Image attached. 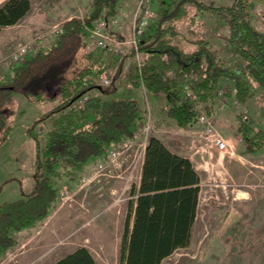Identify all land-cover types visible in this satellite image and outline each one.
<instances>
[{"label":"trees","instance_id":"16d2710c","mask_svg":"<svg viewBox=\"0 0 264 264\" xmlns=\"http://www.w3.org/2000/svg\"><path fill=\"white\" fill-rule=\"evenodd\" d=\"M248 1L213 6L201 0H155L160 16L138 39L142 57L140 65L132 61L128 84L168 95L167 116L179 129L193 123L201 104L206 114L212 113L220 79L230 82L231 90L225 88V94L229 96L234 90L236 100L246 102L255 87L264 88V32L251 24ZM189 6L194 8V16L206 11L224 20V45L198 38L193 48H185L175 23L188 15ZM29 9L28 0L0 2V30L18 23ZM116 9L117 0H91L83 18L63 22L46 47L34 50L19 64L13 63L7 77L0 79V146L12 129L14 93L31 102L53 104L35 121H49L41 147L32 127L26 130L36 143L30 190L0 204V255L16 243L15 232L35 227L50 216L58 197L49 179L60 174L56 162L75 165L91 157L101 160L111 148L131 137L143 120L136 99L105 97L115 92L112 84L121 63L109 86L97 87L90 82V78L110 71L116 58L105 49L94 52L88 47V29L92 23L115 15ZM94 88L98 93L82 102V96ZM236 123L235 133L245 144V152L264 149V125L255 127L254 119L239 116ZM142 157L139 184L129 191L132 199L121 231L120 264H160L176 249L188 245L196 215L200 177L191 160L171 151L155 135L146 140ZM70 178L74 184L80 181L76 175ZM49 264H95V260L87 247L78 246Z\"/></svg>","mask_w":264,"mask_h":264},{"label":"rangeland","instance_id":"374dc122","mask_svg":"<svg viewBox=\"0 0 264 264\" xmlns=\"http://www.w3.org/2000/svg\"><path fill=\"white\" fill-rule=\"evenodd\" d=\"M90 1L31 0L32 9L26 13L27 16L11 28L3 27L5 30L1 31L3 28L0 30V79L4 76L7 77L13 63L19 64L34 50L46 47L54 39L56 33L60 31L63 22L72 17L83 18L88 11ZM131 1L134 3L125 6V0H117L116 11L118 12L106 19L108 24L103 29V36L106 37L107 43L118 49V53H113L116 58L113 68L110 71L102 72L100 75L107 76L111 83L118 64H122L121 71L112 84L116 86L115 92L105 97L136 99L142 109L143 120L137 124L133 131L136 132V129L142 128L144 125L146 128L139 132L141 136L134 142L131 147L132 150L126 151L123 167L117 159H114L116 165L114 168H111L110 165L102 168L97 167L104 158L97 161L96 157L88 158L86 162L75 165H65L62 161L56 162L55 168L59 170L60 174L49 176L51 185L55 186L58 192L54 209H52L50 216L40 222L39 225L14 233L13 237L16 243L0 255V264H49L54 262L63 256L66 246L70 247L72 237L74 235V238L77 237L75 232L78 230V223L71 220V216L76 217L81 212L92 213L90 214L91 220H88L87 223H93L96 218L109 214L116 217L114 220L118 219L119 214H123L124 217L120 219L123 220L128 211V202L132 199V196L129 195L130 188L132 185L139 184L140 169L143 163L142 156L144 155L140 144L145 138L155 135L163 143L170 147L174 146L173 149L176 151L192 147L191 142L196 141L199 136L206 140L202 130L203 126L196 120L199 115H205V118L207 117L211 121L213 130L229 143V148L224 153H231L233 157L225 158L221 165L225 166L239 180L243 179L241 184L225 181L227 190L220 189V187L211 189L209 186L206 190L212 192V195H218L222 198L228 197L229 201L233 196L239 194L237 189L249 190L250 194L258 199L256 202H258L259 214L264 216V186H262L264 149L250 153L246 150L245 152V144L240 141V135L237 136L235 133L238 116L244 120L254 119L257 124L255 127L264 125V88L255 87L253 96L241 104L236 100L234 90L229 92V96L225 94V88L231 90L230 82L220 79L221 82L216 92L218 97L212 103V113L206 114L204 105L201 104L197 107L193 123L188 125L186 129L177 128L167 116L168 95L152 94L143 86L134 87L128 84V71H130L132 61L134 60L137 64L136 59H134V51L131 48L135 23L142 16L141 9L146 7L144 5L139 9L138 0ZM201 1L213 6H226L235 2V0ZM147 5L152 12L151 18L147 22L151 24L160 16L158 5L155 0H148ZM188 8V15L175 23L176 32L183 36L182 43L185 48H193L194 44L192 43L198 38L208 39L211 44L216 46L224 45L221 43L223 41L221 37L227 34V25L224 20L210 16L206 11L199 17L194 16V8L190 6ZM247 9L251 24L264 32V0H249ZM86 36L88 47L94 52H99L101 48L97 47L95 40L89 36V32ZM20 47H27V54L24 56V60L13 61L11 55ZM99 79L100 77L95 79L93 85L103 88L109 86L110 83L103 86ZM189 91L187 89V94L190 97ZM94 93H98L96 88L88 92L87 96L90 97ZM14 98L15 105L10 118L12 129L0 146V204L20 198L22 190H30V185L33 182L31 173L33 172L36 143L26 130L32 127L33 133L40 139L39 145L41 147L49 129V121L47 118L37 123L35 121L43 117L45 112L47 113L53 106L49 102H31L19 93H14ZM207 144L216 148L209 142ZM186 151L189 153L190 148ZM212 154L211 158L196 157L195 159L203 183L213 180V176L216 175L209 172V169L215 164L214 155L216 154ZM240 163L249 168L243 167ZM117 164H120L122 169ZM202 166L206 170H203ZM220 169L223 168L220 167ZM249 169L250 172L247 173ZM75 175L80 179L76 184L70 178ZM218 177H224V175L221 174ZM117 223L119 222L117 221ZM59 225L63 227L61 232ZM208 230L210 229L208 228Z\"/></svg>","mask_w":264,"mask_h":264},{"label":"crops","instance_id":"0c3cea01","mask_svg":"<svg viewBox=\"0 0 264 264\" xmlns=\"http://www.w3.org/2000/svg\"><path fill=\"white\" fill-rule=\"evenodd\" d=\"M2 1L4 0H0V2ZM30 1L28 0V2ZM133 3L134 1L125 0V6ZM31 9L32 2H30L29 12ZM3 30L5 28L1 31ZM191 143L192 147H189V153L186 151L189 148L176 151L173 149L174 146L170 147L163 143L171 151L191 160L200 177V190L198 191L199 198L196 215L190 228L188 245L176 249L170 256L163 259L160 264H264V216L259 214L258 202H256L258 199L253 197L249 190L237 189L239 194L233 196L230 201L227 199L228 197L222 198L218 195H212V192L206 190L208 186L211 189L220 187V189L223 188L224 190L227 188L225 181L234 182L235 184L243 183V179L239 180L225 166L221 165L225 158H232L233 155L231 153H220L216 148L208 145L206 140L200 136ZM212 153L216 154L214 155L215 164L209 169V172H213L216 175L213 176V180L203 183L200 171L195 164V159L196 157L211 158ZM240 164L249 168L243 163ZM202 167L204 168L203 170H206L204 166ZM220 167L223 169L221 170ZM249 172L250 169L247 170V173ZM221 174L224 177H218ZM90 214L92 213L90 212ZM90 214L81 212L76 217L71 216V220L78 223V230L75 232L77 239L74 238V235L71 239L70 247L65 245L66 249L63 257L76 247L85 246L92 252L95 264H120L118 257L119 243L125 220L124 218L123 220L120 219L124 215L119 214L120 217L117 216L118 219L116 220L119 223L114 220L116 217L111 214L98 217L93 223H87L88 220H91ZM131 223L132 219L130 220V225ZM59 226V231L61 232L63 227ZM59 231L57 230V233Z\"/></svg>","mask_w":264,"mask_h":264},{"label":"built area","instance_id":"2783aa9c","mask_svg":"<svg viewBox=\"0 0 264 264\" xmlns=\"http://www.w3.org/2000/svg\"><path fill=\"white\" fill-rule=\"evenodd\" d=\"M148 0H138V7L139 9L146 5L145 8H142V13L136 23H135V28H134V38L132 40L133 44L131 46V48L134 51V56L137 61V65H140V51H139V43H138V39L140 37H142L146 30V28H148L149 26V22H147L152 15V12L150 9H148L147 5ZM111 20V19H110ZM108 21H106V19H101L99 21H97L96 23H94L89 29V36L91 38H93L95 40V43L97 45L98 48L101 49H105L106 52L108 53H118V49L115 47H112V45H110L109 43L106 42V37H104L103 35V29L104 27L108 24ZM27 47H20L18 50L13 51L12 55H11V59L13 61H21L24 60V56L27 54ZM100 81H102L103 86H106L110 83V79L105 76V75H100ZM95 78H90V82L92 84H94ZM87 94H84L81 98L82 102H86L88 100L87 98ZM196 120L199 124H201L203 126V131L206 137V141L211 143V145L215 146L218 151L220 153L227 151V149L229 148V143L227 141H225V139L223 137H221L218 133H216L213 130V125L211 123V121L206 117L205 115H199L198 117H196ZM145 125L142 128H138L136 129V132L133 131L132 136L127 138L121 145H118V147L115 148H111L109 150V152L107 153L106 158H104V160L102 162H100L97 167H105L106 165H110L111 168L116 167L114 159H117V161H119L121 163V166H124V161H125V153L127 150H132L131 147L133 146L134 142L140 138V134L139 132H141L143 129L145 130ZM148 139V138H147ZM146 138L144 139L143 143L140 144L142 147V151L144 152L145 149V143H146ZM121 148V149H119ZM120 166V164H117V166ZM120 166V167H121ZM121 167V169H122ZM262 186H264V180L262 181Z\"/></svg>","mask_w":264,"mask_h":264}]
</instances>
